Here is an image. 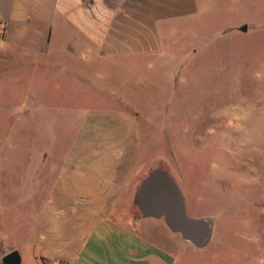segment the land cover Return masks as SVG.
<instances>
[{
  "label": "rangeland",
  "instance_id": "rangeland-1",
  "mask_svg": "<svg viewBox=\"0 0 264 264\" xmlns=\"http://www.w3.org/2000/svg\"><path fill=\"white\" fill-rule=\"evenodd\" d=\"M160 29L161 52L96 68L103 76L0 55V263L28 238L25 203L14 204L28 194L23 182L49 178L67 155L94 104L81 100V86L98 93L84 80L94 75L102 94L159 111L140 116L142 160L175 178L188 214L210 218L213 234L197 248L135 208L119 220L163 245L174 264H264V0H196L193 13Z\"/></svg>",
  "mask_w": 264,
  "mask_h": 264
},
{
  "label": "crops",
  "instance_id": "crops-1",
  "mask_svg": "<svg viewBox=\"0 0 264 264\" xmlns=\"http://www.w3.org/2000/svg\"><path fill=\"white\" fill-rule=\"evenodd\" d=\"M195 6L196 0H0V55L19 65L26 58L75 65L81 79L88 69L101 76L102 69L161 52L160 26ZM84 80L98 93L81 86V100L94 104L81 113L67 155L49 178L31 175L29 185L24 179L28 194L14 203H25L21 214L30 223L26 243L16 249L21 264H174L163 245L119 220L135 208L146 220L166 223L146 217L138 200L144 181L160 170L142 160L140 116L159 111L140 112L115 90L102 94L101 77Z\"/></svg>",
  "mask_w": 264,
  "mask_h": 264
},
{
  "label": "water",
  "instance_id": "water-1",
  "mask_svg": "<svg viewBox=\"0 0 264 264\" xmlns=\"http://www.w3.org/2000/svg\"><path fill=\"white\" fill-rule=\"evenodd\" d=\"M247 30V26H243ZM138 200L146 217L164 218L172 231L180 234L197 248H205L213 234L210 218H194L188 214L186 203L175 179L167 172L155 170L141 186ZM21 255L14 250L6 254L3 264H21Z\"/></svg>",
  "mask_w": 264,
  "mask_h": 264
},
{
  "label": "built area",
  "instance_id": "built-area-1",
  "mask_svg": "<svg viewBox=\"0 0 264 264\" xmlns=\"http://www.w3.org/2000/svg\"><path fill=\"white\" fill-rule=\"evenodd\" d=\"M4 34H5V28L2 26L0 28V38H2L4 36Z\"/></svg>",
  "mask_w": 264,
  "mask_h": 264
}]
</instances>
